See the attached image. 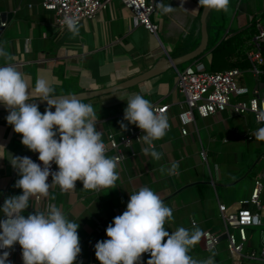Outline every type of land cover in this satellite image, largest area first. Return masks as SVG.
Here are the masks:
<instances>
[{
  "label": "crops",
  "instance_id": "crops-1",
  "mask_svg": "<svg viewBox=\"0 0 264 264\" xmlns=\"http://www.w3.org/2000/svg\"><path fill=\"white\" fill-rule=\"evenodd\" d=\"M148 1L155 4L150 18L159 25L156 34L135 25L132 12L120 0H110L93 17L80 21L79 35L73 39L68 30L56 29L54 12L43 9L40 0H0V21L7 22L0 30V44L15 57L13 63L23 74L32 97L38 95L35 91L38 78L47 79L54 94L110 86L147 70L166 54L175 57L199 44L202 7L198 0H184L183 7L181 0ZM161 3L170 4L175 10L162 14L158 8ZM263 10L264 0H230L228 12L215 11L216 24L221 25L218 41L247 27L251 18L263 21ZM236 53L237 50L230 59ZM210 54L211 49L199 56L205 66ZM4 65L5 61L0 58V66ZM175 69L130 88L81 100L93 106L101 138L109 132L124 131L119 122L123 120L130 96L139 94L151 104H167L169 129L161 140L154 141L156 150L162 153L159 161L144 155L142 148L146 145L139 138L134 139L132 149L124 152L118 164L117 187L84 190L82 181L78 180L75 189L62 192L55 185L50 187L47 197L30 199L29 207L22 213L27 217L35 210L47 212L48 205L54 204L68 220L77 223L81 253L74 264H100L95 256L96 242L108 239V224L126 210L130 194L143 186L151 188L173 209V220L165 223L169 233L179 227L192 229L193 220L202 232L211 229L220 233L215 262L228 264L226 236L217 205L224 203L233 211L238 208L239 200L249 197L253 177L264 168V156L258 160L263 152L262 141L255 140L252 133L264 126L248 113L234 115L227 109L206 117L195 114L194 120L186 125L187 134L183 135L179 117L181 94L175 88ZM247 80L251 82L250 77ZM45 107H39L41 113ZM7 115L8 111H0V206L6 197L22 194V189L14 187L20 176L10 160L33 153L21 143L22 134L14 132L13 126L7 123ZM124 123L127 127L134 125ZM202 150L205 159L201 156ZM106 156L112 157L110 153ZM174 161L179 162L178 174L161 172L162 167L170 168ZM262 197L264 200V194ZM3 218L0 212V219ZM258 228L262 235L260 245L264 243V225ZM254 231L255 228L248 229L250 245ZM4 250L0 249V253ZM8 251L11 264H23L18 243ZM188 254L197 261L211 256L203 236ZM148 259L150 256L142 255V264H147Z\"/></svg>",
  "mask_w": 264,
  "mask_h": 264
},
{
  "label": "clouds",
  "instance_id": "clouds-1",
  "mask_svg": "<svg viewBox=\"0 0 264 264\" xmlns=\"http://www.w3.org/2000/svg\"><path fill=\"white\" fill-rule=\"evenodd\" d=\"M184 0H181L183 7ZM200 7L217 12L229 11L230 0H198ZM159 12L169 14L175 10L170 4L158 5ZM62 24L72 34L79 35V18L66 15ZM0 103L8 115L6 121L16 133L22 134L21 143L37 152L38 164L28 156H14L12 167L20 176L14 187L22 194L6 197L0 212V264H11L8 259L13 246L22 248L23 264H74L81 253L77 223L68 220L54 204L48 211H36L27 217L22 214L32 198L47 197L49 189L58 185L62 192L76 188L82 181L84 190L97 191L117 187V167L120 156L105 155L102 133L96 128V113L91 104L81 101L77 95L57 96L45 78L35 84L36 97H32L23 74L15 67V57L0 44ZM39 98L46 102L41 113L39 105L26 101ZM55 111H52V108ZM127 121L143 131L139 137L146 147L142 153L159 161L162 153L155 148L154 141L161 140L169 129L168 117L163 110H153L151 102L139 94L129 97L124 109L121 129L126 130ZM257 123L264 124V111L257 115ZM255 140L264 142V127L252 133ZM58 171H52V164ZM162 173L176 175L179 162L170 168H161ZM51 175V184L48 178ZM173 220V209L166 206L160 196L147 186L130 194L126 210L108 224V239L97 241L95 256L100 264H142V254H150L147 264H216L215 252L206 260L197 261L188 253L202 236L201 229L193 220L192 229L177 228L169 233L166 221Z\"/></svg>",
  "mask_w": 264,
  "mask_h": 264
},
{
  "label": "built area",
  "instance_id": "built-area-1",
  "mask_svg": "<svg viewBox=\"0 0 264 264\" xmlns=\"http://www.w3.org/2000/svg\"><path fill=\"white\" fill-rule=\"evenodd\" d=\"M109 1L40 0V5L43 9L54 12L56 29L64 31L67 28L62 21L66 15L78 17L80 23L81 20L93 17L100 9L105 8ZM120 2L124 8L132 12L135 25H141L150 33L156 34L159 25L150 18L155 11V4L148 0H120ZM6 26L5 20L0 21V29ZM236 54L232 60L246 61L245 69L236 66L223 70H209L199 57L189 61L183 68L175 69V88L181 94L179 117L183 125L181 128L183 135L187 134L186 125L194 120L195 114L206 117L230 109L234 115L250 114L257 123L258 113L264 111V20L256 21L255 33L237 49ZM245 73L249 74L251 86L244 84ZM152 106L154 111L163 110L165 114L168 109L167 104H152ZM142 132L136 125H130L119 133L109 132L105 138H102L106 148L105 155L110 153L112 156H120L119 162H121L124 152L132 149L133 140L139 138ZM262 148L263 152L258 160L264 156V142ZM38 155L37 152H33L28 157L43 166L38 160ZM201 156L205 159L204 150L201 151ZM51 170L58 171V166L53 163ZM51 181L50 175L48 183ZM263 194L264 168L253 177L249 197L239 200L236 210L230 211L224 203H218V214L223 222V233L226 236L224 241L225 250L229 255L228 264H264V243L253 247L249 244L248 235L249 228L264 225ZM220 235L211 229L202 232L205 248L211 254L219 250L217 245ZM142 255L150 256L148 253Z\"/></svg>",
  "mask_w": 264,
  "mask_h": 264
},
{
  "label": "water",
  "instance_id": "water-1",
  "mask_svg": "<svg viewBox=\"0 0 264 264\" xmlns=\"http://www.w3.org/2000/svg\"><path fill=\"white\" fill-rule=\"evenodd\" d=\"M210 11L211 10L204 9L203 7L201 9L200 17H199L200 41H199V44L195 48L181 55L175 56V57H171L168 54H166L165 56H162L161 58H159L153 64V66H151L147 70L139 74H136L130 78H127L123 81L112 84L110 86H105V87H102L99 89H93V90H83V91H78V92H73V93L55 94V95L66 96V95L71 94V95H77L78 97L81 98V100H87L93 97H98V96H102V95L112 93L118 90H123L126 88L133 87L154 76L164 73L171 68H177L182 63L189 62L195 59L199 55L203 54V52L207 49V46H208L207 17ZM33 102L37 103L39 107L46 106V102H41L39 98H34V100L26 101V103H33ZM0 111H7L5 105L2 103H0Z\"/></svg>",
  "mask_w": 264,
  "mask_h": 264
},
{
  "label": "trees",
  "instance_id": "trees-1",
  "mask_svg": "<svg viewBox=\"0 0 264 264\" xmlns=\"http://www.w3.org/2000/svg\"><path fill=\"white\" fill-rule=\"evenodd\" d=\"M214 15H215V10H211L207 17L208 46L207 49L203 52L205 53L207 50L211 49V54H210L211 57L207 65V68L209 70L216 71V70H223L236 66L237 67L247 66L246 61H242V62L233 61L232 58L230 59V56L233 55L237 50V48L241 47L243 43H245V41L248 40L255 33L257 20L252 19L251 23L247 27L241 29L238 32H235L234 34H232L227 38H223L220 41H218L219 34L221 32V25L220 23L216 24Z\"/></svg>",
  "mask_w": 264,
  "mask_h": 264
},
{
  "label": "rangeland",
  "instance_id": "rangeland-1",
  "mask_svg": "<svg viewBox=\"0 0 264 264\" xmlns=\"http://www.w3.org/2000/svg\"><path fill=\"white\" fill-rule=\"evenodd\" d=\"M188 63H189V62H185V63L180 64L179 66H183V67H184V66H186ZM183 67H182V68H183ZM248 77H249L248 74L243 75V78H244V84H247V85L251 84V82H250L249 80H247ZM236 81H238V80L236 79ZM257 237H258V238H257ZM261 238H262V235L260 234L259 228L257 227V228H255V231H254L253 236H252V241H253L252 246H253V247H258V246H259L258 243H260ZM219 254H220V253H219Z\"/></svg>",
  "mask_w": 264,
  "mask_h": 264
}]
</instances>
